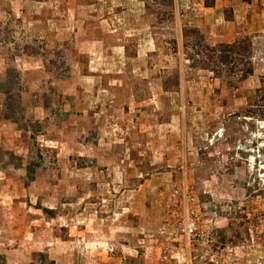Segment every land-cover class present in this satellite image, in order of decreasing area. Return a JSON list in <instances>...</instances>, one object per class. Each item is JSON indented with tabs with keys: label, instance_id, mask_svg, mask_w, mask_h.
I'll return each mask as SVG.
<instances>
[{
	"label": "rangeland",
	"instance_id": "374dc122",
	"mask_svg": "<svg viewBox=\"0 0 264 264\" xmlns=\"http://www.w3.org/2000/svg\"><path fill=\"white\" fill-rule=\"evenodd\" d=\"M0 264H264V0H0Z\"/></svg>",
	"mask_w": 264,
	"mask_h": 264
},
{
	"label": "trees",
	"instance_id": "16d2710c",
	"mask_svg": "<svg viewBox=\"0 0 264 264\" xmlns=\"http://www.w3.org/2000/svg\"><path fill=\"white\" fill-rule=\"evenodd\" d=\"M202 46L200 52L204 51V55L208 60L215 61L217 60L219 63H225L228 61L230 57V52L237 45L235 44H220L211 46L204 42V39L199 43ZM253 72L252 67L243 70H240V78H245Z\"/></svg>",
	"mask_w": 264,
	"mask_h": 264
},
{
	"label": "built area",
	"instance_id": "2783aa9c",
	"mask_svg": "<svg viewBox=\"0 0 264 264\" xmlns=\"http://www.w3.org/2000/svg\"><path fill=\"white\" fill-rule=\"evenodd\" d=\"M181 193L179 189L174 190V196H178ZM186 200L188 203L191 205H188L186 207V218L184 224L180 222L181 226H183L181 229L182 231H185L188 234H196V229H197V219H196V210L193 207V203L196 201V196L193 194V192H188L186 193ZM167 208L169 211H172L173 214L177 213L179 207L177 206L176 203H168Z\"/></svg>",
	"mask_w": 264,
	"mask_h": 264
}]
</instances>
